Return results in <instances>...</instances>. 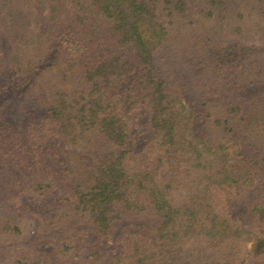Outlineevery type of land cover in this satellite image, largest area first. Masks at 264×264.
Masks as SVG:
<instances>
[{"label":"trees","instance_id":"1","mask_svg":"<svg viewBox=\"0 0 264 264\" xmlns=\"http://www.w3.org/2000/svg\"><path fill=\"white\" fill-rule=\"evenodd\" d=\"M0 264H264V0H0Z\"/></svg>","mask_w":264,"mask_h":264}]
</instances>
